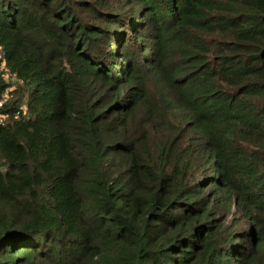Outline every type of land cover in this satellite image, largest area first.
<instances>
[{"label":"trees","instance_id":"1","mask_svg":"<svg viewBox=\"0 0 264 264\" xmlns=\"http://www.w3.org/2000/svg\"><path fill=\"white\" fill-rule=\"evenodd\" d=\"M0 264H264V0H0Z\"/></svg>","mask_w":264,"mask_h":264},{"label":"built area","instance_id":"2","mask_svg":"<svg viewBox=\"0 0 264 264\" xmlns=\"http://www.w3.org/2000/svg\"><path fill=\"white\" fill-rule=\"evenodd\" d=\"M5 96H4V94H3V98H4Z\"/></svg>","mask_w":264,"mask_h":264}]
</instances>
